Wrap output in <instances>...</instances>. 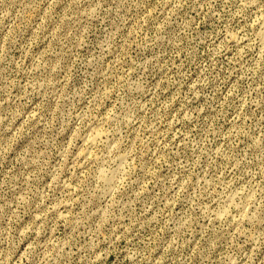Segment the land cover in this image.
Returning a JSON list of instances; mask_svg holds the SVG:
<instances>
[{
	"label": "rangeland",
	"instance_id": "obj_1",
	"mask_svg": "<svg viewBox=\"0 0 264 264\" xmlns=\"http://www.w3.org/2000/svg\"><path fill=\"white\" fill-rule=\"evenodd\" d=\"M0 264H264V0H0Z\"/></svg>",
	"mask_w": 264,
	"mask_h": 264
},
{
	"label": "bare ground",
	"instance_id": "obj_2",
	"mask_svg": "<svg viewBox=\"0 0 264 264\" xmlns=\"http://www.w3.org/2000/svg\"><path fill=\"white\" fill-rule=\"evenodd\" d=\"M263 32V31H262ZM261 35H262V33H261ZM263 36V35H262Z\"/></svg>",
	"mask_w": 264,
	"mask_h": 264
}]
</instances>
